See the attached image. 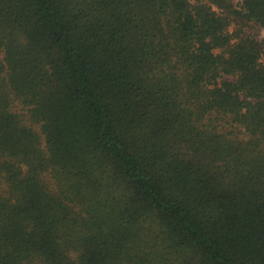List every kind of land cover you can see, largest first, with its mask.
I'll return each mask as SVG.
<instances>
[{"label": "trees", "instance_id": "obj_1", "mask_svg": "<svg viewBox=\"0 0 264 264\" xmlns=\"http://www.w3.org/2000/svg\"><path fill=\"white\" fill-rule=\"evenodd\" d=\"M247 21L264 0H0V264H264Z\"/></svg>", "mask_w": 264, "mask_h": 264}, {"label": "rangeland", "instance_id": "obj_2", "mask_svg": "<svg viewBox=\"0 0 264 264\" xmlns=\"http://www.w3.org/2000/svg\"><path fill=\"white\" fill-rule=\"evenodd\" d=\"M234 27L233 25L231 26ZM243 34H250L254 36L260 45L264 47V27L253 23L252 21H247L243 26Z\"/></svg>", "mask_w": 264, "mask_h": 264}]
</instances>
